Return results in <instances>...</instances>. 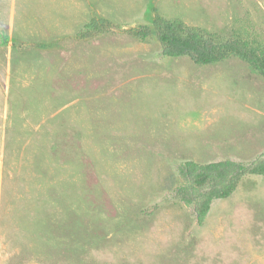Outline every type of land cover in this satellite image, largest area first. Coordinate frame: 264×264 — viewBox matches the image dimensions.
<instances>
[{
  "label": "rangeland",
  "instance_id": "1",
  "mask_svg": "<svg viewBox=\"0 0 264 264\" xmlns=\"http://www.w3.org/2000/svg\"><path fill=\"white\" fill-rule=\"evenodd\" d=\"M155 21L264 43V0H0V264H264V175L201 225L173 196L186 160L264 153V76Z\"/></svg>",
  "mask_w": 264,
  "mask_h": 264
},
{
  "label": "trees",
  "instance_id": "2",
  "mask_svg": "<svg viewBox=\"0 0 264 264\" xmlns=\"http://www.w3.org/2000/svg\"><path fill=\"white\" fill-rule=\"evenodd\" d=\"M136 30L141 38L154 36L161 45L162 54L170 57H189L196 64H210L231 56L246 61L256 72L264 76V43H249L238 36L220 39L204 37L193 31L178 33L171 22L163 25L154 22ZM97 26L96 19L89 25ZM154 33V35H153ZM180 184L173 189V196L191 208L192 215L201 225L213 201L229 197L246 175H264V153L249 162L222 159L208 163L186 160L178 165Z\"/></svg>",
  "mask_w": 264,
  "mask_h": 264
}]
</instances>
